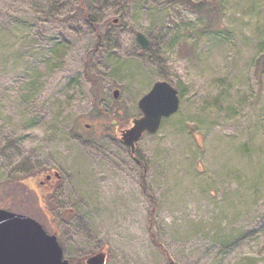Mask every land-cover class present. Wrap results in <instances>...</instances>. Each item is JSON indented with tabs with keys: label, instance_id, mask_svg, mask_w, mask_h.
Masks as SVG:
<instances>
[{
	"label": "rangeland",
	"instance_id": "374dc122",
	"mask_svg": "<svg viewBox=\"0 0 264 264\" xmlns=\"http://www.w3.org/2000/svg\"><path fill=\"white\" fill-rule=\"evenodd\" d=\"M184 1L87 0L95 30L78 0H0V184H13L0 208L59 233L66 256L102 247L107 264H172L119 133L167 81L180 107L134 154L156 239L175 264H264V0H190L215 5L208 20ZM95 99L124 116L112 127ZM44 171L61 175L50 195Z\"/></svg>",
	"mask_w": 264,
	"mask_h": 264
},
{
	"label": "water",
	"instance_id": "95a60500",
	"mask_svg": "<svg viewBox=\"0 0 264 264\" xmlns=\"http://www.w3.org/2000/svg\"><path fill=\"white\" fill-rule=\"evenodd\" d=\"M118 20L116 19L115 22ZM136 41L142 49H148L150 39L137 32ZM121 91L114 89L115 98ZM142 116L132 120V126L122 133L123 143L136 151V143L145 133H156L163 118L178 111L180 95L178 89L167 81H157L139 100ZM56 177L60 174L55 172ZM74 210H68L72 214ZM107 249L89 258L90 264H106ZM0 264H69L64 259V250L57 236L49 234L34 218L0 208Z\"/></svg>",
	"mask_w": 264,
	"mask_h": 264
},
{
	"label": "trees",
	"instance_id": "16d2710c",
	"mask_svg": "<svg viewBox=\"0 0 264 264\" xmlns=\"http://www.w3.org/2000/svg\"><path fill=\"white\" fill-rule=\"evenodd\" d=\"M79 2V7L81 10V13L84 17V19L95 29H98V25L97 23L92 19V15L89 9V5L87 4V0H78ZM186 6H189L190 9L192 11H194L195 13H197L200 18H204V19H209L211 17H213V13L215 12V5L214 4H207L205 2H193L190 0H186L184 1ZM211 26V25H209ZM90 58H91V53L88 55L86 61H85V65H84V75L86 76V78L88 80H90V82L93 84L94 87V91H95V97L98 94V90L100 89V84L98 79L91 73V67H90ZM180 96L182 95V92H179ZM95 106L96 107H101L102 109L101 111V115L105 116L107 119L112 120L110 125L113 127L116 123V120L119 118H122V116H124V109L121 108H115V109H111V110H106L103 109V107L97 103V99H95ZM87 126V125H86ZM91 126V125H90ZM135 160L137 161L138 165L143 169V175H142V189L144 190V192L147 194V196L150 199V204H151V209L149 211V228H150V233H151V237L153 242L161 247V249L164 251V254L166 255L169 263L175 264L174 261L172 260L171 262V257L169 256V253L166 251V249L162 246L161 242L158 241V239H156V232L154 230V218H155V212H156V208H157V203H156V199L153 195H151L148 192V187H147V183H146V178H145V164L144 162L141 160V158H139L138 156L134 155ZM13 184H11L10 182H6L3 184H0V195L6 193L8 191V189L12 187ZM25 193V192H24ZM24 195L30 196V194L25 193ZM5 196V195H4Z\"/></svg>",
	"mask_w": 264,
	"mask_h": 264
},
{
	"label": "flooded vegetation",
	"instance_id": "af4514ba",
	"mask_svg": "<svg viewBox=\"0 0 264 264\" xmlns=\"http://www.w3.org/2000/svg\"><path fill=\"white\" fill-rule=\"evenodd\" d=\"M122 131L123 130H119L121 138H122ZM55 172H57V171H54L53 173H50V172L47 173L46 171H44V172L41 173V178L38 179L39 193H41L43 195L44 194L50 195L53 192H55L56 183H57L58 180L61 179V176H60V178L56 177ZM74 212L72 214H74ZM45 215L49 219H54L55 218V215H53L51 213H45ZM68 216H70V214H68V210H66L64 212V214H63V218L67 219ZM43 227L45 228L44 225H43ZM47 232L49 234H52V235L55 234L57 236V239H58L59 243L61 244V246H62V248L64 250V247L62 245V241H61L59 233L54 232L53 230L51 232H49V231H47ZM72 237H74V236L72 235ZM104 249L105 248L98 247L97 249H93L92 250V248H91L90 250L87 251V250H85V248L82 249L80 246H76L75 249H74L75 250L74 256H68V255L66 256V253H65V250H64V259L68 260L69 264H90L89 261H88L89 258L91 256H93L94 254H97V253L101 252ZM107 253H108V255H107V263H108L109 255H110V250L109 249L107 250Z\"/></svg>",
	"mask_w": 264,
	"mask_h": 264
}]
</instances>
